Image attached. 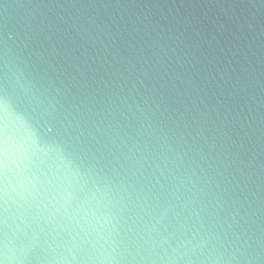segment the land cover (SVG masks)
Wrapping results in <instances>:
<instances>
[{
  "label": "clouds",
  "instance_id": "9594fccd",
  "mask_svg": "<svg viewBox=\"0 0 264 264\" xmlns=\"http://www.w3.org/2000/svg\"><path fill=\"white\" fill-rule=\"evenodd\" d=\"M135 6L0 0V264H264V47Z\"/></svg>",
  "mask_w": 264,
  "mask_h": 264
},
{
  "label": "water",
  "instance_id": "95a60500",
  "mask_svg": "<svg viewBox=\"0 0 264 264\" xmlns=\"http://www.w3.org/2000/svg\"><path fill=\"white\" fill-rule=\"evenodd\" d=\"M137 23L158 22L202 36L222 60L255 62L264 47L262 0H128ZM124 12V9L120 10ZM235 53V57H233Z\"/></svg>",
  "mask_w": 264,
  "mask_h": 264
}]
</instances>
